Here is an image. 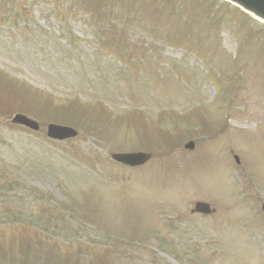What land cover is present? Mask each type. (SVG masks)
I'll return each instance as SVG.
<instances>
[{
    "label": "rangeland",
    "instance_id": "obj_1",
    "mask_svg": "<svg viewBox=\"0 0 264 264\" xmlns=\"http://www.w3.org/2000/svg\"><path fill=\"white\" fill-rule=\"evenodd\" d=\"M213 3L0 0V120L43 125L0 128V264H264V22ZM62 119L80 136L46 140ZM138 148L140 168L108 159Z\"/></svg>",
    "mask_w": 264,
    "mask_h": 264
},
{
    "label": "water",
    "instance_id": "obj_2",
    "mask_svg": "<svg viewBox=\"0 0 264 264\" xmlns=\"http://www.w3.org/2000/svg\"><path fill=\"white\" fill-rule=\"evenodd\" d=\"M233 1L240 3L242 6L246 8L252 9L259 15H264V0H233ZM15 120L18 122L24 123L28 126H31L33 128H37V125L34 122L26 119L23 116H17ZM50 134L58 138H64L67 136L68 137L74 136L76 133L72 129H69V128L51 125ZM117 158L122 161L128 162L130 164H141V163H144L149 158V155L128 154L125 157L118 156ZM206 209H208L206 205L197 203V210H206Z\"/></svg>",
    "mask_w": 264,
    "mask_h": 264
}]
</instances>
